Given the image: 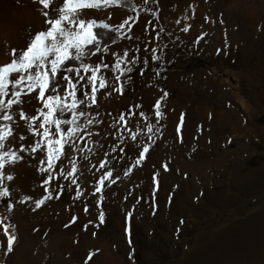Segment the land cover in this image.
Wrapping results in <instances>:
<instances>
[{
	"label": "rangeland",
	"instance_id": "374dc122",
	"mask_svg": "<svg viewBox=\"0 0 264 264\" xmlns=\"http://www.w3.org/2000/svg\"><path fill=\"white\" fill-rule=\"evenodd\" d=\"M12 1L19 28L9 31L0 14V66L53 15L38 0ZM81 18L125 25L107 51L85 61L99 66L106 88L90 107L80 105L83 130L53 161L48 185L40 151L6 165L14 179L0 187L10 189L13 207L0 203V264H264V0H120ZM193 56L203 66L189 69ZM133 60L132 94L124 95L121 64ZM161 60L175 65L166 91ZM81 75L86 84L91 72ZM84 90L91 94V85H78L79 98ZM37 106L33 99L24 110L32 116ZM7 123L0 119V129ZM14 132L25 133L23 144L33 141L22 121ZM5 143L21 145L15 136ZM22 196L31 200L20 204Z\"/></svg>",
	"mask_w": 264,
	"mask_h": 264
},
{
	"label": "snow or ice",
	"instance_id": "6c2138e0",
	"mask_svg": "<svg viewBox=\"0 0 264 264\" xmlns=\"http://www.w3.org/2000/svg\"><path fill=\"white\" fill-rule=\"evenodd\" d=\"M38 2L44 9H50L53 13L49 17L48 11L43 12L45 17H49L45 21V29L35 35L30 34L24 49H11L12 59L0 66V119L8 122L0 129V182L5 179L11 182L14 179L12 173L5 175L3 170L6 165L14 167L24 161L25 153L29 158H34V154L40 151L42 159L38 164L39 172L48 173L42 184L50 183L55 167L53 161L59 159L66 144H75L73 136L83 130L78 123V117L85 116V112L80 110V105L87 104L90 107L95 103L97 82L99 89L106 88L105 81L97 75L99 66L90 67L85 61L102 48L107 51L109 44L121 38V30L125 26L120 24L113 27L108 23H98L95 19L81 18L84 9H106L112 4H118L120 0H62V6L58 8L51 7L52 0ZM220 22L223 23V20ZM116 67H120L119 63ZM82 71L91 72L86 84H81L85 79L81 75ZM78 85L81 89L91 85V94L84 90L81 92L83 98H79ZM10 96L13 98L9 99ZM25 97H28V100H25ZM33 99L38 106L34 107L32 116H28L24 104L31 103ZM160 107L161 102L158 101L155 105L157 117L161 116ZM69 113L71 118H68ZM120 119L123 120L124 117L121 116ZM21 121L25 131L33 137L29 144H23L27 139L25 133L17 135L14 132ZM88 123L91 124V120ZM148 130L151 132V127ZM14 136L21 145L11 149L5 142ZM135 139L133 136V140ZM112 151L115 152L116 147H113ZM119 151L123 152L124 149L120 148ZM147 151L148 148H145L144 152ZM106 163L107 161L101 163L100 167L104 168ZM107 176H112V172H107ZM99 183L103 184L104 179L101 178ZM97 191L100 189L97 188ZM9 197L10 189L0 187V202ZM29 200L31 197L22 196L19 203L27 204ZM44 203L43 198L32 201V210L40 209ZM7 207L11 209L13 205L9 204ZM99 219L103 223V212L100 213ZM4 231L7 233V226ZM15 240V236H8L9 252L13 250ZM88 258L91 259V256Z\"/></svg>",
	"mask_w": 264,
	"mask_h": 264
},
{
	"label": "trees",
	"instance_id": "16d2710c",
	"mask_svg": "<svg viewBox=\"0 0 264 264\" xmlns=\"http://www.w3.org/2000/svg\"><path fill=\"white\" fill-rule=\"evenodd\" d=\"M145 8H150V9H156V5L151 4L150 2H146L144 4ZM137 15V11H133V15L131 20L126 23V25H130V23H132V21L134 20V17ZM158 35L160 36V30L157 31ZM162 45V51L165 52L167 49L165 44H161ZM174 51L176 53H182L183 50L177 45L175 47H173ZM191 64L188 66L189 69H193L196 67H201L203 66L204 61L200 58L197 57H191ZM136 60H133V63L131 62H123L121 64V77H120V91L122 94L124 95H131L132 91L129 90L130 86L134 83L135 81V64H136ZM157 68L158 71L161 74V87L164 91H166V77L168 76V73L172 70L175 69V65L174 63L171 64H166L164 61L161 60L160 63L157 64ZM128 69H131V71H128ZM99 77V76H98ZM99 79L102 80L101 77H99ZM97 87L99 90V86H98V82H97ZM68 117H70V114L68 115ZM13 201V197L10 195L9 198H4L2 202H0L6 209V211L8 212L10 209L7 207V205L11 204Z\"/></svg>",
	"mask_w": 264,
	"mask_h": 264
},
{
	"label": "bare ground",
	"instance_id": "6f19581e",
	"mask_svg": "<svg viewBox=\"0 0 264 264\" xmlns=\"http://www.w3.org/2000/svg\"><path fill=\"white\" fill-rule=\"evenodd\" d=\"M19 1V0H18ZM22 1V0H21ZM35 2V1H34ZM22 3V2H21ZM30 3V2H29ZM16 4V2H15ZM18 4V3H17ZM23 4V3H22ZM31 4V3H30ZM36 4V2H35ZM33 5V4H32ZM20 6V4H19ZM25 6V5H24ZM34 6V5H33ZM33 8V7H32ZM19 11H21L19 9ZM0 14L1 16L6 19V24L7 27L9 28L8 30L11 32L17 31V26H18V20L21 17V14L13 7V1L12 0H0ZM22 17L24 18V16L22 15ZM101 17L100 20H102V18L104 19L103 15L99 16ZM99 20V21H100ZM113 18L111 17V19L107 18V21L110 23L113 22ZM41 23V22H40ZM9 24V25H8Z\"/></svg>",
	"mask_w": 264,
	"mask_h": 264
}]
</instances>
